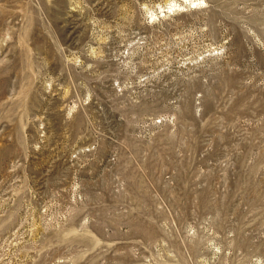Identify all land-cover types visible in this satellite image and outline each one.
<instances>
[{
    "label": "rangeland",
    "instance_id": "1",
    "mask_svg": "<svg viewBox=\"0 0 264 264\" xmlns=\"http://www.w3.org/2000/svg\"><path fill=\"white\" fill-rule=\"evenodd\" d=\"M0 264H264V0H0Z\"/></svg>",
    "mask_w": 264,
    "mask_h": 264
},
{
    "label": "clouds",
    "instance_id": "2",
    "mask_svg": "<svg viewBox=\"0 0 264 264\" xmlns=\"http://www.w3.org/2000/svg\"><path fill=\"white\" fill-rule=\"evenodd\" d=\"M152 19H155V17L153 16Z\"/></svg>",
    "mask_w": 264,
    "mask_h": 264
}]
</instances>
